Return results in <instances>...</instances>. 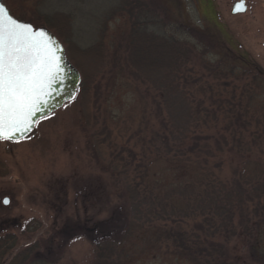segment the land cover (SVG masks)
Wrapping results in <instances>:
<instances>
[{"label": "rangeland", "instance_id": "1", "mask_svg": "<svg viewBox=\"0 0 264 264\" xmlns=\"http://www.w3.org/2000/svg\"><path fill=\"white\" fill-rule=\"evenodd\" d=\"M3 1L36 27L45 26L42 15L71 14L67 55L82 83L76 99L39 121L27 138L0 140V264H40L57 256L61 264H93L89 237L78 234H89L85 230L118 210L133 222L119 264L173 261L164 229L191 226L189 214L203 217L202 201L193 210L172 211L168 199L175 192L181 198L182 183L204 169L229 178L264 170V0H249L239 15L231 13L234 0H136L157 1L174 26L190 31L178 33L196 48L183 72L199 82L190 77L175 94L157 83L165 69L137 80L126 68L124 0ZM196 126L230 155L184 163V131ZM114 160L119 165L111 169ZM34 245L29 258L20 256Z\"/></svg>", "mask_w": 264, "mask_h": 264}, {"label": "trees", "instance_id": "2", "mask_svg": "<svg viewBox=\"0 0 264 264\" xmlns=\"http://www.w3.org/2000/svg\"><path fill=\"white\" fill-rule=\"evenodd\" d=\"M124 4L119 10L127 9L130 20V27L123 43L125 45L123 60L125 65L127 64L126 68L137 80H150L148 71L159 73L165 69L161 77L158 75L157 83L166 87L167 92L177 93L183 88V82L188 84L190 77L195 78L183 72V68L186 69L192 64L196 48L178 36L179 32L190 31L184 29L182 25L174 26L169 14L164 13V9L157 1L137 3L136 0H127L126 3L124 0ZM161 14L164 20L160 19ZM41 23L57 34L68 53V38L71 39L73 30L71 14L63 12L51 16L45 14L42 15ZM104 44L105 41H102L97 45L100 48L104 47ZM99 48L94 49L100 50ZM73 64L76 65L75 62ZM195 79L199 82L197 78ZM195 86H198V83ZM222 109L230 115L234 114L232 109ZM211 114L217 116L216 111H212ZM196 128H186L184 131L186 139L189 140V145L187 144L183 151L184 163L192 165L195 164V160H199L198 163L203 160L207 164L208 154L218 159L224 157L223 155H230L231 149L219 148L218 153L214 144L202 137V134H199L201 130L197 126ZM170 132L172 133L173 129ZM232 133L235 136V128ZM204 139L207 141L205 144ZM256 143L253 140L251 145ZM118 165L119 161L114 160L111 169H116ZM126 165L128 164L125 163L124 166ZM126 167L130 168L129 165ZM125 171H128L124 172L127 175L129 170L126 168ZM137 171L139 170L135 169V172ZM218 174L219 172L213 170L208 172V169L198 171L194 180L184 185L182 183L179 187L180 199L174 197L176 192L169 197L168 204L172 201L174 213L184 208L187 211L193 210L202 201L203 217L196 220V217L189 214L188 217L194 218L191 226L180 224L164 227L162 234L174 260L157 264H264V170L250 176L240 174L230 178ZM85 232L90 235L81 232L78 236L89 237L87 238L93 246V264H119L125 252V243L132 235L133 222L129 214L118 210L109 219L97 222ZM36 247L37 245L26 248L20 256L24 254L29 258L32 249ZM235 251L238 253L234 255ZM30 263L39 262L31 259ZM40 264H61V256L50 262L40 261Z\"/></svg>", "mask_w": 264, "mask_h": 264}, {"label": "snow or ice", "instance_id": "3", "mask_svg": "<svg viewBox=\"0 0 264 264\" xmlns=\"http://www.w3.org/2000/svg\"><path fill=\"white\" fill-rule=\"evenodd\" d=\"M233 10L246 11L242 0ZM61 52L51 33L14 18L0 3V140L23 139L39 122L34 117L63 82Z\"/></svg>", "mask_w": 264, "mask_h": 264}, {"label": "water", "instance_id": "4", "mask_svg": "<svg viewBox=\"0 0 264 264\" xmlns=\"http://www.w3.org/2000/svg\"><path fill=\"white\" fill-rule=\"evenodd\" d=\"M242 2L245 5L246 11H247L248 7L246 5V0H242ZM0 3L4 4L2 2V0H0ZM239 3H241V0L237 1L234 4V7ZM5 7L7 8L6 5H5ZM234 7H233V9H234ZM7 10L10 13V10L8 8H7ZM246 11H234V10H232V13L233 14H240V13H245ZM14 18H16V17H14ZM16 19H18V18H16ZM18 20H20V19H18ZM20 21L32 24L29 21H23V20H20ZM33 26L35 28H43V29L47 30L49 33H51L59 41L60 47L62 49V52L60 53V55L62 57L61 66L63 69V73H62L63 82L57 83L54 86V91L47 98L48 99L47 107H45L42 112L37 113V116L34 117L35 120L40 121L41 119H43V118L55 113L56 111L60 110L65 104L73 101L76 98L79 87H80L81 82H82V77H81L79 70L75 67V65L71 62V60L67 56L65 45L59 39V37L48 27H45V26L36 27L35 25H33ZM72 97H74V98H72ZM37 124L38 123H35L32 126L31 130L28 133L24 134V138L28 137L35 130ZM19 140H22V139L20 138V135L17 134V136L13 137L12 140H8V141H19ZM5 199L8 201V203L3 202V204L5 206L10 205V203H11L10 197L9 196L4 197L3 201Z\"/></svg>", "mask_w": 264, "mask_h": 264}, {"label": "flooded vegetation", "instance_id": "5", "mask_svg": "<svg viewBox=\"0 0 264 264\" xmlns=\"http://www.w3.org/2000/svg\"><path fill=\"white\" fill-rule=\"evenodd\" d=\"M237 1H239V0H234L233 4H232V6H231V11L233 10L234 4H235ZM248 1H249V0H246V4H247L248 9H249V3H248ZM219 2H220L219 0H214V3H216V5H218ZM229 6H230V5H229ZM248 9H247V11H248ZM247 11H246V12H247ZM218 15H219V14H218Z\"/></svg>", "mask_w": 264, "mask_h": 264}]
</instances>
